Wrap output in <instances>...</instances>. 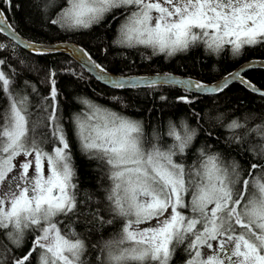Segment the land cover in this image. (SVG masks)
Listing matches in <instances>:
<instances>
[{
	"label": "snow or ice",
	"instance_id": "snow-or-ice-1",
	"mask_svg": "<svg viewBox=\"0 0 264 264\" xmlns=\"http://www.w3.org/2000/svg\"><path fill=\"white\" fill-rule=\"evenodd\" d=\"M0 4L10 9L12 0ZM116 9H123L125 16L114 43L144 45L154 54L171 56L197 43L212 52L228 45L239 53L244 46L264 43V0H66L51 23L87 29ZM4 30L0 20V32ZM81 55L92 64L87 53ZM93 66L102 73L98 79L114 89L137 86L138 81L111 79L101 65ZM230 75L249 83L239 72ZM55 76L50 70L48 95L37 105L47 129L38 138L28 94L14 91V80L0 67V92L8 99L0 112V230L17 247L26 230L37 234L32 248L10 264H31L34 253L37 264H84V240L74 230L63 233L56 221L76 209L77 184ZM226 81L211 89L200 81L172 82L222 92ZM178 99L192 103L187 95ZM80 103L87 111L73 118L74 134L83 152L106 166L109 210L122 220L119 239L105 242L101 264H172L181 245H186L183 264H264V167L253 163L244 177L238 163L225 161L219 152L207 150L210 146L197 149V159L188 165L184 157L195 129L184 125L178 130L170 124L167 135L173 142L164 146L156 137L150 140L140 122L87 98ZM225 127L234 131L242 125L232 120ZM241 140L235 137L236 143ZM97 218L105 222L103 216ZM0 264H5L3 255Z\"/></svg>",
	"mask_w": 264,
	"mask_h": 264
},
{
	"label": "trees",
	"instance_id": "trees-1",
	"mask_svg": "<svg viewBox=\"0 0 264 264\" xmlns=\"http://www.w3.org/2000/svg\"><path fill=\"white\" fill-rule=\"evenodd\" d=\"M65 4L66 0H12L10 9L3 4L0 8L4 9L7 21L23 39L40 44L65 40L78 42L96 62L115 74L168 71L209 83L249 59L264 60V43L244 46L239 53H233L228 45L219 52H212L203 43H197L171 56L158 52L154 54L143 45H118L114 40L118 24L125 16L123 9L107 14L90 28L69 30L51 23V20L57 19ZM0 45L5 46L0 48V60L5 61L0 67L14 80V91L28 94L29 111L33 114L32 124L38 138L44 136L47 129L43 127L42 113L37 105L41 104L42 97L48 95L49 71H56L60 116L72 145L71 164L75 173L74 183L77 184L76 209L66 216H58L56 221L63 233L74 230L84 240V264H101L105 256L102 251L105 242L117 239L122 222L120 218L118 221L114 219L109 210L106 197L111 181L106 166L85 154L74 134L73 118L87 111L80 103L81 98L90 99L103 108L140 122L145 135L150 140L158 138L164 146L173 142L167 135L170 124L178 130L184 125L195 129L196 136L184 157L188 165L197 159V149L210 146L207 150L219 152L225 161L238 163L244 177L248 176L253 163L264 167V95L248 90L239 81L214 95L197 94L172 85L114 89L98 82L66 53H31L1 33ZM242 75L264 90V67L248 68ZM25 81L30 86L25 87ZM182 95L189 96L192 103L180 101L178 97ZM161 96L166 99L161 100ZM113 97L119 99L114 100ZM7 105L8 99L0 92V112ZM232 120L242 127L227 130L225 126ZM236 136L242 138L240 143L235 142ZM46 147L50 150L51 145ZM252 171L259 174L258 170ZM97 214L104 217V223L99 221ZM109 219H113L112 224L107 223ZM35 235L26 230L22 246L17 247L5 231L0 230V255L5 257V264L27 253L33 246ZM5 249L8 251L5 252ZM37 255H32L31 264H37ZM183 259L184 252L180 248L172 264H180Z\"/></svg>",
	"mask_w": 264,
	"mask_h": 264
},
{
	"label": "water",
	"instance_id": "water-1",
	"mask_svg": "<svg viewBox=\"0 0 264 264\" xmlns=\"http://www.w3.org/2000/svg\"><path fill=\"white\" fill-rule=\"evenodd\" d=\"M0 20H3V27L4 31L0 32L7 38H9L11 41H13L16 45L21 47L22 49L31 52V53H37L35 49L41 50L43 53H53V52H63L68 54L72 59H74L84 70H86L92 77H94L98 82L101 84L111 87V84L108 83L106 80L98 79V76L102 73L100 70L96 69L93 65L98 64L94 60L91 59L92 64H89L87 61V58L81 55V52H85V50L80 47L77 44L70 43V42H60V43H51V44H37L34 42L27 41L23 39L9 24L7 19L4 17H0ZM34 45L35 48L33 49L31 46ZM79 50V51H78ZM89 56V55H88ZM250 67H264V60H251L247 61L243 64H241L239 67H237L235 70L231 71L230 73L218 78L217 80L210 82V83H204L207 88H215L217 85L222 84L225 82V78L227 77V86L235 81H240V79H233L230 74H234L239 72L242 74L244 70ZM105 73L108 77L115 80H121V79H130L132 81H138L137 86L135 87H146L156 84H164V85H172L175 87H179L183 90H187L189 92H194L197 94H205V95H214L218 94L220 92H212V91H197L195 89L186 88L182 84L173 83L172 81H181V80H192V81H198L195 79H191L188 77H184L179 74H175L172 72H148V73H139V74H115L112 72H109L105 68ZM243 80L248 81L245 77L241 76ZM155 80V84H151L150 81ZM249 83H242L244 87H246L248 90L264 95V90L256 87L252 82L248 81ZM203 83V82H202ZM251 85V86H250ZM125 88H134V87H125ZM124 89V88H123Z\"/></svg>",
	"mask_w": 264,
	"mask_h": 264
},
{
	"label": "flooded vegetation",
	"instance_id": "flooded-vegetation-1",
	"mask_svg": "<svg viewBox=\"0 0 264 264\" xmlns=\"http://www.w3.org/2000/svg\"><path fill=\"white\" fill-rule=\"evenodd\" d=\"M185 247H186V245H181V246L178 247V249L181 248L182 251L184 252V248H185ZM178 249H177V250H178ZM204 251L207 252L208 250L205 249ZM185 259H186V253L184 252V259H183L182 263H180V264H183V262H184Z\"/></svg>",
	"mask_w": 264,
	"mask_h": 264
},
{
	"label": "rangeland",
	"instance_id": "rangeland-1",
	"mask_svg": "<svg viewBox=\"0 0 264 264\" xmlns=\"http://www.w3.org/2000/svg\"><path fill=\"white\" fill-rule=\"evenodd\" d=\"M122 21H123V20H122ZM122 21L119 22V24H118L119 26L121 25ZM119 26H118V28H119ZM67 29H71V28H67ZM145 47H146V46H145ZM146 48H150V47H146ZM150 49L153 51L152 48H150ZM94 122H95V121H93V123H94ZM212 152H214V151H212ZM18 159H21V158H18Z\"/></svg>",
	"mask_w": 264,
	"mask_h": 264
},
{
	"label": "bare ground",
	"instance_id": "bare-ground-1",
	"mask_svg": "<svg viewBox=\"0 0 264 264\" xmlns=\"http://www.w3.org/2000/svg\"><path fill=\"white\" fill-rule=\"evenodd\" d=\"M111 216H113V214H111ZM115 219H117V221H118V219L119 218H115ZM122 222V220L120 219V223ZM121 230V229H120ZM120 230H119V234L117 235V239H119V237H120ZM114 240H116V239H114Z\"/></svg>",
	"mask_w": 264,
	"mask_h": 264
}]
</instances>
